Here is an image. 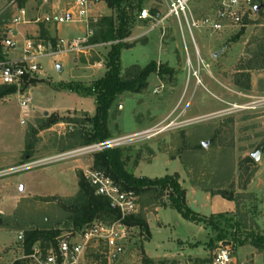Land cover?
Segmentation results:
<instances>
[{"label":"rangeland","instance_id":"obj_1","mask_svg":"<svg viewBox=\"0 0 264 264\" xmlns=\"http://www.w3.org/2000/svg\"><path fill=\"white\" fill-rule=\"evenodd\" d=\"M41 2L0 0L1 29L9 25L20 10L25 12L29 22L46 16L38 18L39 14L47 13L45 8L38 12ZM74 2L71 1L67 10L72 9ZM92 3L95 0H89L83 21L50 25L48 40L40 38L39 30L35 36L22 26L16 28V38L24 36L52 44L51 40L56 41L54 28H57L61 39L85 37L87 42L100 30L98 25L103 23L104 17L112 19L116 29L118 11H123L129 32L124 42L133 47L121 50V76L125 79L130 68H143L151 62L156 64L157 73L148 77L147 88L141 94L124 93L113 102L108 113L107 128L111 133L108 140L137 134L157 124L148 134H140L112 148L120 150L124 171L148 180H160L177 173L187 208L200 217H212L217 230L185 219L169 205L167 195L160 200L148 191L138 196L135 214L146 225L148 221V234L138 227H130L118 250L94 244L79 264H212V255L219 247L230 249L234 259L244 264H264V252L250 245L253 236L264 237V2L240 27L215 33L195 30L193 37L199 59L195 58L188 34L185 30L180 33L174 19L166 20L158 29L141 36L147 26L137 19L138 15L146 10L153 17L161 18L166 13L164 0L141 3L127 0L118 10H110L100 1L97 11L92 10ZM213 4V0H192L189 7L200 20L211 12ZM110 45H93L95 47L85 54L43 58L35 90L28 91L34 87L31 86L23 94L16 92L1 99L0 162L11 161L14 156L15 163L7 168L26 163L37 165L82 149L77 134L90 129L88 120L95 116L94 97L65 87H88L103 77ZM214 54H217L215 58ZM99 64L105 71L95 73ZM27 96L31 104L22 109L20 102ZM87 97L92 101L81 109L77 107ZM36 105L53 107L57 113L46 111L44 114L41 109L32 112ZM167 125L169 127L161 133L151 135ZM23 148L33 159L26 160V155L17 160V152ZM255 154H258L257 160L252 158ZM92 163L93 154H90L0 177V186H9L4 194L6 199L0 204V243L13 239L0 254L1 264L22 255V246L16 239L18 234H22L24 240L26 232L32 230L58 231L60 235L71 230L66 211L69 203L54 196L75 195L77 172L72 171L75 168L92 170ZM26 182H41L42 188L31 191L42 198H54L12 202L11 197H20L19 187ZM179 246L194 249L193 256L197 257L154 262L144 255L148 249L153 253L166 251L176 257Z\"/></svg>","mask_w":264,"mask_h":264},{"label":"built area","instance_id":"obj_2","mask_svg":"<svg viewBox=\"0 0 264 264\" xmlns=\"http://www.w3.org/2000/svg\"><path fill=\"white\" fill-rule=\"evenodd\" d=\"M164 1L166 13L161 18L153 17L146 10H142L138 15L137 19L147 26L146 32L141 36L158 29L166 20L174 19L180 33L183 34L185 30L188 34L196 59H199L200 56L193 37L195 30L202 29L215 33L224 28L240 27L250 19L252 14L257 12L264 2V0H213L214 4L211 12L197 20L189 7L192 0ZM88 3L89 0H75L72 9L44 16L37 22L52 23L55 26L81 22L87 17ZM27 23L25 12L20 10L9 25L4 26L3 29L0 26V31L2 30L0 34V87H12L15 88L17 93L23 94L25 89L32 86V81H37L41 72V60L43 58L55 57L58 54H85L89 48L95 47L87 45L85 39L66 43L57 41L55 49L50 42L41 39H26L24 36H21V39H17L16 28L25 26ZM187 62L190 63L188 57ZM195 75L193 73L192 76L195 77ZM27 103L28 99L22 97L20 107L26 108ZM168 127L169 125L153 131L151 135L161 133ZM148 133L149 130L82 147L78 151L45 163L95 154L105 149L120 146L129 139L139 137L140 134ZM83 177L94 190L96 196L107 200L109 208L119 214V219L113 222L93 223L81 231L71 229L66 234L56 236L46 246H42L39 241L35 242L29 253L24 252L23 236L18 234L16 239L22 246V255L5 264H79L86 252L94 244H101L108 250H118L120 248L128 233V227L123 224V220L137 213L139 197L134 192L121 190L109 177L100 171L87 170L83 172ZM212 264L244 263L235 260L230 249L219 247L212 255Z\"/></svg>","mask_w":264,"mask_h":264},{"label":"trees","instance_id":"obj_3","mask_svg":"<svg viewBox=\"0 0 264 264\" xmlns=\"http://www.w3.org/2000/svg\"><path fill=\"white\" fill-rule=\"evenodd\" d=\"M104 2L108 9L118 10L120 5L127 0H95V2ZM143 0H137L141 3ZM119 25L115 29L112 19L108 17L102 18V24L98 25L100 30L95 31V37L91 36L87 45H96L100 43H110V52L107 55L105 63L106 72L103 77L95 80L88 87L67 86L72 92H79L85 96H93L95 101V116L89 119L90 129L88 131H79L77 140L79 146L86 147L100 144L111 138V133L107 128L108 113L113 102L124 93L141 94L147 88V79L150 75L157 73L156 64L151 62L143 68L134 66L128 70L127 78H123L119 68V56L121 50L132 48L133 44H127L124 40L129 36L127 31V16L123 11H118ZM39 36L41 39H49L47 31L40 25ZM53 48H56L57 40H51ZM159 74V73H158ZM34 86L37 81H32ZM16 93L15 88L1 87L0 101L2 98ZM56 124V122H54ZM31 156L26 151L22 159ZM119 149H105L101 152L93 154V170L104 173L109 177L121 190L134 192L137 196L141 193L152 191L157 199H162L167 195L170 206L175 209L182 217L187 220L203 223L217 230L213 224L212 217L204 218L190 211L185 203V191L179 186V175L177 173L166 176L160 180H148L145 178H135L131 174L124 171L125 162L122 160ZM78 192L76 196L70 200L66 211L69 213L70 229L81 231L93 223L97 222H113L119 219V214L109 208L106 199L96 196L94 190L89 186L81 172H77ZM231 201V200H228ZM161 206H164L161 204ZM123 224L128 228L138 227L141 231L148 234L145 221L136 215L129 216L123 220ZM60 233L58 231H37L32 230L26 232L23 240V250L29 253L35 242H41L42 246L48 245ZM250 245L256 250L264 252V237L260 235L253 236Z\"/></svg>","mask_w":264,"mask_h":264},{"label":"crops","instance_id":"obj_4","mask_svg":"<svg viewBox=\"0 0 264 264\" xmlns=\"http://www.w3.org/2000/svg\"><path fill=\"white\" fill-rule=\"evenodd\" d=\"M71 1L72 0H42V2H41V4L39 5V8H38V12L40 13V11H41V8H45L46 9V11H47V13H45V14H39L38 15V18L40 17V16H42V15H52V14H56V13H60V12H64V11H66L67 9H69V5H70V3H71ZM72 4V3H71ZM93 4V7H92V10H95V11H97V10H99V9H97L96 7L98 6L99 7V5L101 4L100 2H95V3H92ZM92 10H90V11H92ZM94 11V12H95ZM105 15V14H104ZM106 15H108V14H106ZM73 23H78V22H73ZM40 25H42L44 28H45V30L47 31V33L49 34V26L51 25V26H53L52 25V23H49V24H45V23H42V22H37V19L36 20H34V21H32V22H29L28 21V23L25 25V26H22V27H26V30H27V32H29V33H32L33 35H35V36H37V34H36V32L39 30V27H40ZM57 33H58V31H57V28H54V37L56 38V40L57 41H62V42H64V43H66V42H70V41H74V40H83V39H85V37H83V38H81V39H71V40H64V39H61V38H59V36L57 35ZM26 39H27V37H26ZM74 62V64H76V62H75V60L73 61ZM96 67V66H95ZM91 68H94V67H91ZM105 71V68H102V65L101 64H99L98 65V68H96V71H95V73H97V72H99V71ZM97 75V74H96ZM39 84H37L36 86H34V87H31L30 89H28V91H33V90H35L36 89V87L38 86ZM27 91V92H28ZM27 99H28V103H27V105H26V108H28V106L31 104V98L30 97H26ZM90 99H88V97L87 98H83V100H81L80 102H79V105L77 106V107H79L80 109L86 104V103H89L90 101H92V98L91 97H89ZM26 108H22V109H26ZM33 108V110H32V112H35L36 110H38V109H41L40 111L41 112H43L44 114H46V111H51V112H53V113H57V110L56 109H54L53 107H51V108H46V107H44V108H40L38 105H36V106H33L32 107ZM121 108V107H120ZM90 113V112H89ZM57 125V124H56ZM56 125H54V126H56ZM157 126V124H155V125H153V127H156ZM153 127H148V128H145L144 130H142L141 132H145V131H148V130H151V128H153ZM35 129V128H34ZM52 128H50V129H48V131H50ZM141 132H138V133H141ZM134 134H136V133H134ZM25 152V149L23 148V150L22 149H20L17 153V160L18 161H20L21 160V155H20V153L22 154V153H24ZM14 157V156H13ZM11 158V161L10 160H3V161H1L0 162V174H2L0 177H3V176H6V175H8V174H14V173H17V172H20V171H28V170H31L32 168H34V167H38V166H42V165H47V164H51V163H55V162H59V161H55V162H49V163H45V164H37V165H29V163H26L25 165H21V166H17V167H10V168H7L6 166H9L10 164H13V163H15V161L16 160H14V158ZM31 159H33V156L31 155V156H28L27 158H26V160H31ZM3 168V169H2ZM87 170H89L88 168H86V169H84V170H82L81 168H75L73 171H72V173H75L76 174V172H85V171H87ZM1 185V184H0ZM42 184H41V182H37V183H34V184H32V183H29L28 184V182H26V184H24V185H21L20 187H19V190H20V197H11L12 199H11V201L12 202H14V203H17V201L19 200V199H26V200H30V199H46V198H54V197H57V198H59V199H64V200H70V199H72V198H74L75 196H76V194L75 195H73V196H47V197H41L40 196V194L39 193H33L31 190H32V188H42ZM9 186H7V185H4L3 184V186H0V204H1V201L3 200V198H5L6 199V197H5V195L4 194H6V190H7V188H8ZM78 192V191H77ZM205 197V196H204ZM158 209H156L155 210V213H156V211H157ZM0 217H2V213H1V211H0ZM149 220V219H148ZM147 225H148V221H147ZM11 240V241H10ZM149 240H151V236H150V239L148 238V240H147V242L149 241ZM146 242V243H147ZM13 243V239L12 238H8V239H4L3 241H2V243H0V254L2 253V251L4 250V249H7L11 244ZM191 243H193V242H191ZM179 248V253H178V255L176 256V257H173V256H171L170 255V253H168V252H166V251H161L160 253H158L157 251L155 252V253H153V251L151 250H145L144 251V255L150 260V261H163V260H166V261H174L175 259H181L182 257H197V256H193V251H194V249H193V251H192V248H190L189 250H187L188 248H185L184 246L182 247V246H179L178 247ZM194 248V247H193ZM18 251V253H19V249L17 250ZM9 254H14V252L13 251H9ZM204 254V252L202 253V255ZM201 255V256H202ZM201 256H199V257H201ZM15 259V258H14ZM0 260H2L3 261V259L2 258H0ZM9 260V259H8ZM12 261V260H11ZM178 261V260H177ZM6 263H8V262H6ZM179 264H183V263H179Z\"/></svg>","mask_w":264,"mask_h":264},{"label":"water","instance_id":"obj_5","mask_svg":"<svg viewBox=\"0 0 264 264\" xmlns=\"http://www.w3.org/2000/svg\"><path fill=\"white\" fill-rule=\"evenodd\" d=\"M216 55H217V54H214V55H213V58H215ZM57 70H58V71L61 70L60 66H57ZM203 146H205V144H203ZM252 158H253L254 160H257V158H258V154L253 155Z\"/></svg>","mask_w":264,"mask_h":264}]
</instances>
